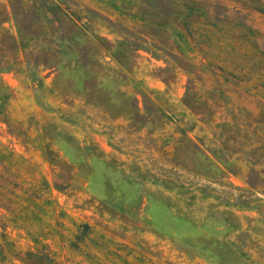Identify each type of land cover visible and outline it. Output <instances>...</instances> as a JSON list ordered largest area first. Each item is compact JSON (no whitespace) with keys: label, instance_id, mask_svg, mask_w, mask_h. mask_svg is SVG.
Masks as SVG:
<instances>
[{"label":"rangeland","instance_id":"374dc122","mask_svg":"<svg viewBox=\"0 0 264 264\" xmlns=\"http://www.w3.org/2000/svg\"><path fill=\"white\" fill-rule=\"evenodd\" d=\"M51 1L0 0V264H264V0Z\"/></svg>","mask_w":264,"mask_h":264},{"label":"trees","instance_id":"16d2710c","mask_svg":"<svg viewBox=\"0 0 264 264\" xmlns=\"http://www.w3.org/2000/svg\"><path fill=\"white\" fill-rule=\"evenodd\" d=\"M47 4V5H45ZM41 5L42 8H45V11L49 14H52L55 18L56 21L60 22L59 18H64V19H73L72 17H75V14L72 13V11H68V7H66L65 5H62L60 2L54 3L51 0H41ZM3 14V15H1ZM4 14H7V9L4 7V11H2V13H0V23L2 21V19L4 17ZM73 35H68V36H64L62 37L63 39L69 41L72 40ZM0 39H11V37L9 35H7V32L3 31L0 29ZM6 40V41H7ZM17 51H18V47L17 45L15 46V44L8 49H0V69H15L17 68L18 64L21 63L19 56L17 55ZM64 52V51H63ZM79 55L81 57H86V53H85V48H81L79 49ZM68 53L69 52H65ZM43 63H39L36 65H42ZM144 109H146L147 111L149 110V108H146L144 106ZM138 110H140L138 108ZM182 133V138L187 139L188 137L185 136V134ZM0 164L4 167V168H8L10 165H13V161H15V152L11 149H7L6 147L2 146L0 143ZM21 158V157H19ZM1 188L3 187V185L0 183Z\"/></svg>","mask_w":264,"mask_h":264}]
</instances>
